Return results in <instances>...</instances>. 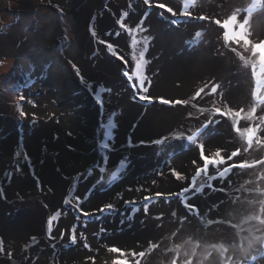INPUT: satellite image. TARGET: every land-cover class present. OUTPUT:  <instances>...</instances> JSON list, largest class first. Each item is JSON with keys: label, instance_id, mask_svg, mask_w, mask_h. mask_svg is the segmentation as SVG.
Listing matches in <instances>:
<instances>
[{"label": "rangeland", "instance_id": "rangeland-1", "mask_svg": "<svg viewBox=\"0 0 264 264\" xmlns=\"http://www.w3.org/2000/svg\"><path fill=\"white\" fill-rule=\"evenodd\" d=\"M90 1L0 0V216L6 218L7 213H11L14 216L8 219L9 225L26 224L28 218L41 209L45 210L47 217L60 210V218L64 222L59 230L64 235L57 239L59 248L54 260L57 264H113L115 259H119L121 264H195L198 257L192 255L191 245L195 249H204L203 242L198 240L206 242L202 234L213 233L209 225L201 230L197 224L207 223L209 219L219 220L217 212L219 217H225L227 194L234 201L231 202L233 206L240 200L256 203L261 198L264 201V144L254 142L249 152L228 161L232 164L245 160V166L233 169L223 181H208L201 173L197 177V186L205 183L203 193L196 194L194 198L189 196L188 202L199 207L201 215H205L204 222L199 221L200 216L194 215L189 218L190 222L181 224L179 217L187 210L179 202V197L170 194L179 193L188 186L197 168H203L204 162L200 159L198 147L176 137L182 132L191 134V131L211 120L213 122L204 130L202 139H198L204 144L206 157L215 159L213 153L218 148L223 149L222 154L227 157L239 147L241 141L232 131L231 121L215 114L214 109L243 108L245 112L250 109L253 103L248 99L251 97L247 94V99H243L244 96L241 99L248 80L236 79V76H246L247 73L240 64H236L237 67L232 66L231 70L212 71L211 81L208 79L204 84L199 80L184 86L180 84L184 81L181 77L177 79L176 98L163 96L160 94L161 84L168 81L166 75L185 64L183 57H206L207 65H211L209 56L213 53L222 56L218 47V41L222 39L221 30L212 22L221 18L210 15L208 11L193 10L190 11L195 18L180 16L179 13L173 17L166 9L157 6L163 3L162 0H150L149 4H145L144 0H93V5ZM255 1L260 13L254 15L264 14V0ZM240 2L242 0L231 2L232 13L241 7ZM87 8L90 11L85 13ZM125 12L127 16H123ZM138 15L143 16V23H134V29L139 35L149 37L145 52L147 73H144L147 93H139L132 88L134 81H128L123 75L124 71L132 74L129 61L126 59L128 63L125 64L107 48V43L112 42L116 53L121 55L118 45L126 43L124 34L127 30L116 21L123 16L125 22L128 17ZM200 15L210 19L199 20ZM172 20L177 22L173 24ZM112 24L123 34L118 41L114 35L111 39L108 32L104 34L101 31V27L109 30ZM137 25L141 28L136 29ZM92 31L96 36L92 35ZM197 31L201 32L199 37L195 36ZM77 33L80 38L78 43ZM209 34L212 35L211 40ZM84 39L87 46L81 48ZM101 40L106 43H100ZM210 41H214L212 46H209ZM81 50L97 65L102 62L112 64V71L119 75L115 85L124 87L130 98L128 102L111 95L114 93L108 92L103 84L100 85L83 70V60L81 62L73 54L81 53ZM223 61L226 62V58ZM72 64L77 66L86 83L81 82ZM92 69L100 71L96 65ZM169 79L172 83V78ZM192 84L195 87L188 93ZM88 85H91V90ZM213 85H218L217 92L206 95ZM200 88H205V92L192 100ZM97 91L101 93L102 105L95 98ZM140 94L151 97V102L140 100ZM159 98L189 100L190 103L163 104ZM229 100H237V103H230ZM185 108L191 116H186L188 122L184 131L177 132L179 129L175 130V127L152 129L159 126L163 113L172 112L173 119L178 120L175 115L183 113ZM200 109H204L203 113ZM20 111L25 115L21 116ZM112 113H115L116 127L109 142L111 150L102 152L98 148L102 125ZM259 115H264V106L258 109ZM168 121L170 118L166 119ZM246 125V121H240L241 127ZM261 127L264 128V125ZM161 131L162 134L157 135ZM172 131L177 134L174 132L175 135L171 136ZM260 136L264 139V132ZM162 137H168L163 144L152 143ZM25 154L29 158L27 161ZM104 155L108 157L104 181L98 184L101 176L98 166ZM121 160L126 161V167L116 180L108 183V176ZM89 169H92L91 175H88ZM172 170L185 179L177 180ZM209 174H215L212 165L209 166ZM73 183L72 204L65 205L63 201ZM209 184L223 187L224 191H214L207 186ZM76 196L80 197V207L91 215L85 217L75 209ZM146 196L151 199L145 201ZM126 201L134 203L126 204ZM106 204H112L113 209L100 213L98 209ZM174 211L177 214L175 217L172 215ZM234 212L232 208L231 213ZM3 226L0 225V236L5 251L0 253V264H28L31 255L18 254L16 248L9 249L16 244L13 240H5L9 233ZM73 227L77 235L75 244L69 240ZM102 228L105 231L101 232ZM255 229L264 232V227ZM193 230L200 231L199 235H193ZM81 233L90 248L84 247ZM263 237L264 234L261 239ZM150 242L157 247L152 248ZM113 246L125 255L109 252L108 248ZM141 251L145 253L144 257L138 255ZM133 252L137 255L133 256ZM262 257L258 259L260 264L264 263ZM214 261L219 264L216 257ZM204 263L210 264L209 261Z\"/></svg>", "mask_w": 264, "mask_h": 264}, {"label": "bare ground", "instance_id": "bare-ground-1", "mask_svg": "<svg viewBox=\"0 0 264 264\" xmlns=\"http://www.w3.org/2000/svg\"><path fill=\"white\" fill-rule=\"evenodd\" d=\"M162 1L163 3H166L167 1L166 4L169 5L170 7H173L174 10L181 7V0H165V1L162 0ZM238 1L241 0H195V3L190 8V10L203 11V12L208 11L210 15L213 14V16H215L216 18L224 19L232 14V12L230 11V6H232L230 5L232 4L231 2L237 3ZM90 2L92 3L93 0H91ZM94 3L95 2H93L92 5ZM92 5H90L89 8ZM240 5H241L240 8L242 10L248 8L251 9L250 23L246 27L248 31L251 33L250 39H252L253 42L258 43L259 42L258 40L264 37V14L254 15L257 12H259L257 11V2L255 0H244V1L242 0V2H240ZM89 8L85 10V13H88L90 11ZM241 14L248 15V13H244L243 11ZM142 18L143 16H139V17L130 16L128 17V19H125L124 23L127 24L128 28L134 29V23L135 24L141 23ZM150 20L153 21L152 19ZM156 21H160V20H156ZM154 24L155 23H153V25ZM112 27H114V31H112ZM101 31H103L104 34L108 32L111 36L109 35L107 36L111 37V39L114 38L113 37L114 35L116 37L114 39H116L117 41L118 38L123 35L120 32V29H118L114 24L110 25L109 30H106L105 27H101ZM126 32L127 33L124 34L125 36L124 39H126V43H124V45H120V44L117 45L119 46L120 54L123 55L125 59L129 61V65L131 66L130 70L133 72L135 70V61L132 59V55L134 51H138L141 45H137L136 49H133L132 36L134 35L137 38V40H141L143 37L145 36L147 37V35H142V34L139 35L136 31L132 33H129L128 31ZM117 33H119V35H117ZM211 36H212L211 34H209L208 36L210 40L212 38ZM77 38H78L77 39V43H78L80 39L79 33H77ZM222 39L218 41L219 44L216 42V45L218 44V47H220L221 54L222 56L224 55L223 56L224 58H226V62L223 61L224 58L218 53H216V55H214L213 53L211 56H209V59L211 60V65H207L204 59L206 57H201L200 59H197V57L195 56L191 57L190 59H186L185 57H183L185 64L184 65L181 64L180 66H177L171 72V74L166 75L168 77L167 79L168 81L166 83L161 84L162 91L160 94H163V96L164 95L169 96L171 98L173 97V99H175L176 96L178 95L176 93L178 86V81H177L178 78L181 77L184 78V81L180 83L184 86H188V83H193L194 81H199V80L202 82V84H204L205 82L208 81V79L211 81L210 75L212 74V71L219 73L222 72L225 68L226 69L229 68L231 70L233 69L231 68L232 66L237 67L236 64H240V66L243 67L244 70L246 71L247 75L246 76L242 75L240 77L236 76V79L241 81L248 80V86L247 88H243V90L245 89V93L243 92L241 99L243 98V96H244L243 99H247V94H248V97H251V99L248 100L251 103H254L251 94L253 91V87H255V80L252 76L251 65L250 64L246 65L244 61L240 59V55H243L245 59H256L257 61H258V57L256 58L251 57L250 52L245 51L243 47L237 48V52L240 53V55H237V53H234L230 50V47L224 45ZM262 40H264V38ZM84 41L86 40L84 39L83 42ZM81 43L82 41L80 40L79 45H81ZM213 44L214 41H210L209 46L210 45L212 46ZM74 45H76V43ZM86 46L87 43L84 42L83 45H81V48H85ZM80 52L81 53H73V54L74 57L76 56L77 58H79L81 62L83 60L84 62V63L82 62L83 64L82 67L84 68L83 70L89 76H91L95 81L99 82L100 85L103 84V87L106 88L108 92L114 93L111 95H115L116 97H121L122 99H124L125 102H128L130 98L124 92V87L122 88L121 85H115V80H117L119 75L118 72L112 71L113 68L112 64H110L109 62L107 63L102 62L100 65H97L92 60H90L89 57L88 58L85 57V52H83L82 50ZM95 65L97 68L100 69V71L97 69L95 70L92 69V67H94ZM189 67L192 70L191 73H189ZM257 68H259V63H257ZM143 71L145 74L147 73L145 66ZM169 78H172V83L170 82ZM170 87H171V91H170ZM194 87L195 86H193L192 84V86L189 89V92L188 91L186 92L190 93ZM233 101L234 103H237V100H229L230 103H233ZM182 111L183 113L177 112V114L175 115L178 117V120L173 119L172 112L163 113V116L161 117L162 119H159L160 120L159 126L154 127L152 129H158V128L172 129L175 127L174 128L175 130L179 129V131L177 132H181L183 129H187L188 118H186V116L189 115L186 112V108L185 110ZM174 112L176 113V110H174ZM169 118H170V122L169 121L166 122V119L168 120ZM174 132L172 131L171 136L173 134L175 135L176 132L175 133ZM231 132L228 133L229 134L228 136L231 135ZM161 134L162 131L160 132V134L157 135H161ZM251 186H252L251 189H253L254 185L252 184ZM226 198H227L226 205L228 207L226 216L221 218L218 216V212H217V219H219L221 222L213 223L209 225V227L213 229V233L215 234H213L212 232L210 234H208V232H205L202 235H205L206 242L202 240H198V242H203V247L205 250L195 249V247L191 245V248L193 249L192 255L194 257L195 256L198 257L195 264H205L204 263L205 261H209L210 264H215L214 261L215 257L219 261V264H223V263L252 264L250 260L253 257L257 256L259 259V257L263 256L262 252H264L263 249L264 237L263 239H261V237L264 234V232L261 233L259 231H256L257 229H255V227H264L263 199L260 198L259 200H256L255 201L256 203L253 202L248 203L243 200L242 201L240 200L238 203L236 202L237 204L233 206L231 205V202L234 201L228 196V194ZM232 208L235 211L234 213H231ZM13 216L14 215H12L11 213H7L6 218H4L5 216L4 217L0 216V225H4L3 227H7L6 230H8L9 233V235H6L5 240H13L14 243L16 244V246H11L9 247V249L16 248L17 251L19 250L18 254L26 253L27 255H31L28 257V258L32 257L28 261V264H57L54 263V260L57 258L56 257L57 250L59 248L57 239L61 237L62 231L59 230V228L62 229L64 221H62V219L59 217L58 220L54 222L53 230L50 238L48 235V228H47V220L49 217H47L45 210L41 209L40 212L34 214L32 218H28L27 221L28 223L26 224L13 223L9 225L8 219L13 218ZM199 218H200L199 220L200 222H204L203 218H205V215H200ZM259 221L261 223V224L259 223L260 225L257 224ZM225 223H227V225H225ZM206 224L207 223H201V224H197V226L199 229L204 230ZM199 232L200 231L198 230L197 231L193 230L192 234L199 235ZM32 237H35L36 239L33 240ZM210 238L212 240H210ZM0 240H3L1 236H0ZM213 251H215L216 254L213 253ZM255 264H260L259 260H257Z\"/></svg>", "mask_w": 264, "mask_h": 264}, {"label": "snow or ice", "instance_id": "snow-or-ice-1", "mask_svg": "<svg viewBox=\"0 0 264 264\" xmlns=\"http://www.w3.org/2000/svg\"><path fill=\"white\" fill-rule=\"evenodd\" d=\"M145 4H149L150 0H144ZM195 0H181V7L174 10L173 7H167L166 4L160 3L157 6L160 9H166L167 13H170L173 17L177 16L179 13L180 16L185 17H193L192 12L190 11V8L194 5ZM247 12L248 15H242L241 13ZM250 15H251V9H241L236 8L235 11L227 16V18L224 19H213L212 22L218 26V28L221 30L220 35L223 38V43L225 46L230 47V50L234 53H237V55H240L239 52H237L238 47H243V49L247 52H250L251 57L256 58L258 57V61L256 59H245L243 55H240V59L244 61L246 65L250 64L252 69V76L255 80V87L252 91V98L254 100L253 105L250 107V109L245 112L243 108H240L239 110H233L231 108H225L222 109L220 107H216L214 109L215 114L226 117L231 121L232 131L237 134L239 137V140L241 141V145L235 150L231 151L227 157H225L223 153V149H216L213 153L215 159L206 157L204 155V144L202 142H198V139H202L203 132L205 129H207L208 125L212 123L213 121L209 120L206 121L201 127L197 128L195 131H191V134L186 133H179L176 138H183L186 139L187 142H189L192 145H195L198 147L200 152V159L203 160V168H197L195 175L191 178V182L188 186L183 187L179 193H173L170 195H174L179 197V202L183 204V207L187 210L185 215L179 217V222L183 224L185 221H189V218L191 216H200L201 212L199 207L194 203H189V196H194L196 194L203 193V189L205 188V183H200L199 186H197V177L201 176V173H203L208 181H215V180H221L227 178L229 174L232 173L233 169H241L245 166V160H241L239 163H232L228 164V161L233 160L234 158L242 155V153H247L252 148L253 143L255 142L257 145L264 144V139L261 138L260 134L261 132H264V128L261 126L264 125V115L257 116V111L261 106H264V40H260L258 43L253 42L252 39H250L251 33L248 31L247 27L250 23ZM123 16H127V13H123ZM123 16L119 21H117L121 28L126 29L129 33H132L135 31V29L128 28L127 24L123 21ZM195 18V17H193ZM199 20H206L210 19L209 17L205 15H200L198 17ZM177 21L172 20V23L175 24ZM143 22L141 21V24ZM141 25H137L136 29H140ZM92 35L96 36L95 31H92ZM119 35V33H117ZM201 35L200 31H197L195 33L196 37H199ZM147 41L148 37H143L141 40H137V38L133 35L132 36V47L133 49H136L137 45H141V47L138 49V51H134L132 55V59L135 61V70L130 75L128 71H124L123 75L127 77L128 81L133 82L132 88L136 89L139 93H147L148 88L145 86L146 76L144 75V66L146 65L147 61L145 59V52L147 51ZM100 43H106L105 41L101 40ZM107 48L109 51L112 52L113 55H117L118 58L122 61H124L125 64L128 63V61L118 53H116L114 49V45L112 43H107ZM71 64L72 62L69 61ZM257 63H259V68H257ZM72 67L76 70V75L80 76L81 82L86 83L84 81L83 76L80 75V71L77 68L75 64H72ZM150 83V82H149ZM89 89L91 90V85H88ZM207 87V85H205ZM218 85H213L210 89L209 93H205L206 95L214 94L217 92ZM205 92V88H200L198 91L195 92L194 96L191 98L192 100H195L196 98L201 96V93ZM95 98L97 100V103L102 105V101L100 99V91H97L94 93ZM21 100L24 99L23 96L20 97ZM140 100H148L151 102L152 98L148 97L146 95L140 94L139 95ZM160 102L163 104H184L187 105L190 103L189 100H175V101H169L167 99L159 98ZM201 113H203L204 109H200ZM20 115L24 116L25 113L23 111H20ZM114 116L115 113H112L108 116L106 119V122L102 125L103 132H102V139L100 143L98 144V148L102 152H107L111 150L110 141L112 139V130L116 127V124L114 122ZM189 116H191V113H189ZM246 121L247 126L241 127L240 121ZM256 121H259L256 123ZM218 122V121H217ZM168 137H162L156 141H153L152 143L160 145L163 144L165 140H167ZM130 143V142H129ZM17 156L20 155L19 152L16 153ZM24 159L27 161L29 160L27 154L24 155ZM108 157L107 155H104L102 157V162L98 166L99 173L101 174L100 179L97 181V183H101L104 181V173H105V165L107 164ZM195 164L196 161H193ZM227 164L226 167H220L221 165ZM214 166V172L215 174H209V166ZM126 167V161L121 160L118 164V166L115 168V170L111 171L110 175L108 176L107 182L111 183L112 181L116 180L118 178V174ZM92 169H89L88 175H91ZM172 174L176 177L177 180H183L185 177H183L181 174L175 172V170H172ZM79 178V177H78ZM209 188H211L214 191H224L223 187L217 188L215 185L209 184L207 185ZM50 191V189H49ZM75 191V183H73L72 188L69 190L67 197L64 199L63 203L65 205L72 204L73 199V192ZM159 195V194H157ZM145 201L150 200V197H145ZM75 209L78 210L83 216L87 217L91 215L88 212H85L80 207V197H75ZM127 203H134L133 202H125ZM112 204H106L102 206L98 211L100 213H104L106 211H110L113 209ZM145 212H147V205L144 206ZM172 215L175 217L177 214L174 211ZM61 216V211L56 210L53 215H51L47 220V228H48V235L51 238V233L53 230L54 222L58 220V218ZM79 219V217H77ZM156 219H161V217H156ZM220 220H207V225H211L213 223H220ZM105 231L103 228L101 229V232ZM64 233H61V238H63ZM80 238L85 240L84 247L90 248V246L86 242V237L83 236V233L80 234ZM33 240H35V237H32ZM69 240L71 243L75 244L77 242V235H76V228L73 227L71 229V235L69 237ZM150 246L152 248L157 247V245L152 244L150 242ZM5 251L3 246V241L0 240V253H3ZM109 252L112 253H120V255H125L123 251L115 246L108 248ZM11 252L8 253V256L11 257ZM133 256H136L137 253L133 252ZM138 255L140 257H144L145 253L143 251L139 252ZM262 255H264V252H262ZM258 260V257H253L250 261L252 264H255V262ZM113 264H121V261L119 259L113 260ZM139 264V262H137Z\"/></svg>", "mask_w": 264, "mask_h": 264}]
</instances>
